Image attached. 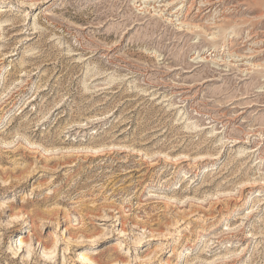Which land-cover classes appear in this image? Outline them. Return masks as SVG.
Wrapping results in <instances>:
<instances>
[{
    "label": "rangeland",
    "instance_id": "374dc122",
    "mask_svg": "<svg viewBox=\"0 0 264 264\" xmlns=\"http://www.w3.org/2000/svg\"><path fill=\"white\" fill-rule=\"evenodd\" d=\"M263 49L264 0H0V264H264Z\"/></svg>",
    "mask_w": 264,
    "mask_h": 264
},
{
    "label": "bare ground",
    "instance_id": "6f19581e",
    "mask_svg": "<svg viewBox=\"0 0 264 264\" xmlns=\"http://www.w3.org/2000/svg\"><path fill=\"white\" fill-rule=\"evenodd\" d=\"M167 4L168 5H170L171 4V1H167ZM183 23H186V22H183ZM186 25H189V26H192V28H197V27H200V25H195V24H187L186 23ZM201 28V27H200ZM206 31V30H205ZM34 32V31H33ZM236 32V31H235ZM215 31L214 32H211L210 34L211 35H213L214 37L213 38H215L216 37V35H215ZM30 38V37H29ZM28 38V39H29ZM27 40V39H26ZM262 42L261 41H257V42H255V45H260ZM254 44V43H253ZM264 50V49H263ZM214 51H215V49L213 50V51H211L210 53H207V54H205V55H198L196 58H199L200 57V60H207L208 59V56H212L213 54H214ZM200 54V53H199ZM214 56H216V54L214 55ZM213 57V56H212ZM245 58V57H244ZM249 58V57H248ZM247 58V59H248ZM251 58V57H250ZM250 58L248 59V60H250ZM217 58H215L214 60H216ZM213 60V59H212ZM213 60V61H214ZM220 60V59H219ZM222 61H224V58L223 59H221ZM217 62H220V61H218V59H217ZM249 63V65L251 66V67H253V68H258V67H260V66H263L261 63H256V62H248ZM261 68V67H260ZM46 151H49V150H46ZM263 181V180H262ZM261 180H254V181H249L248 183H250V184H263V182H262ZM21 244H22V242H21ZM83 259H85L84 257H83ZM128 264V263H127Z\"/></svg>",
    "mask_w": 264,
    "mask_h": 264
}]
</instances>
